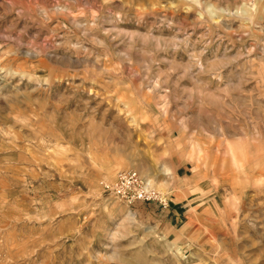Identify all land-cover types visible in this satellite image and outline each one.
I'll return each mask as SVG.
<instances>
[{
  "label": "rangeland",
  "instance_id": "rangeland-1",
  "mask_svg": "<svg viewBox=\"0 0 264 264\" xmlns=\"http://www.w3.org/2000/svg\"><path fill=\"white\" fill-rule=\"evenodd\" d=\"M0 264H264V0H0Z\"/></svg>",
  "mask_w": 264,
  "mask_h": 264
},
{
  "label": "built area",
  "instance_id": "built-area-1",
  "mask_svg": "<svg viewBox=\"0 0 264 264\" xmlns=\"http://www.w3.org/2000/svg\"><path fill=\"white\" fill-rule=\"evenodd\" d=\"M105 192L130 206L134 201L157 202L166 205V199L153 188L148 179L143 178L137 170L127 169L117 173L111 182H103Z\"/></svg>",
  "mask_w": 264,
  "mask_h": 264
},
{
  "label": "bare ground",
  "instance_id": "bare-ground-1",
  "mask_svg": "<svg viewBox=\"0 0 264 264\" xmlns=\"http://www.w3.org/2000/svg\"><path fill=\"white\" fill-rule=\"evenodd\" d=\"M144 171H142V173H143ZM148 179V178H147ZM149 180V182H150V179H148ZM129 215H132V213H129ZM132 216H134V215H132Z\"/></svg>",
  "mask_w": 264,
  "mask_h": 264
},
{
  "label": "crops",
  "instance_id": "crops-1",
  "mask_svg": "<svg viewBox=\"0 0 264 264\" xmlns=\"http://www.w3.org/2000/svg\"><path fill=\"white\" fill-rule=\"evenodd\" d=\"M137 202H141V201H134V202L131 204V206H132L134 203H137Z\"/></svg>",
  "mask_w": 264,
  "mask_h": 264
}]
</instances>
